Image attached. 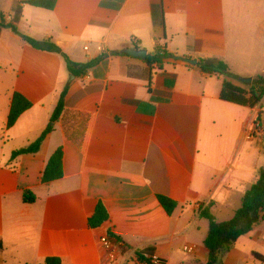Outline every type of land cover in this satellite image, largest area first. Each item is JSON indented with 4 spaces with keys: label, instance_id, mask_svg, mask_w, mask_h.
I'll list each match as a JSON object with an SVG mask.
<instances>
[{
    "label": "crops",
    "instance_id": "crops-1",
    "mask_svg": "<svg viewBox=\"0 0 264 264\" xmlns=\"http://www.w3.org/2000/svg\"><path fill=\"white\" fill-rule=\"evenodd\" d=\"M29 1L0 0V21L19 32L0 26V264H105L109 233L125 264H141L136 251L150 247L159 264H206L209 222L199 210L229 221L257 181L264 135H250L264 127V100L253 109L221 100L226 77L198 64L224 62L242 88L264 76V0H55L51 10ZM22 36L51 40L78 64L102 59L74 76L61 55ZM126 49L173 57L148 65ZM65 89L40 150L12 159L46 129ZM16 93L32 108L7 129ZM59 148L63 177L45 184ZM25 191L35 203L23 202ZM160 195L177 203L172 215ZM98 203L109 219L91 228ZM254 253L264 255V222L223 264H248Z\"/></svg>",
    "mask_w": 264,
    "mask_h": 264
},
{
    "label": "trees",
    "instance_id": "trees-1",
    "mask_svg": "<svg viewBox=\"0 0 264 264\" xmlns=\"http://www.w3.org/2000/svg\"><path fill=\"white\" fill-rule=\"evenodd\" d=\"M31 6L53 9L55 0H35L26 2ZM0 26L9 27L15 33H19L16 26L13 24H6L4 18H1ZM23 39L34 48L59 54L65 60L67 67L72 75L80 76L85 74L89 69L96 65L102 58L91 61L87 64H78L69 59V57L51 40L36 41L32 38L22 36ZM173 57L170 54L157 49L156 53L145 59L148 65L154 63L161 64L165 58ZM201 71L210 75H224L220 99L226 102L237 104L240 106L249 107L251 109L258 107L264 100V76H258L250 85H245L246 88L237 87L229 78L235 77L224 62L218 65H208L203 61L198 64ZM67 90L65 89L61 98L54 110L50 123L42 132L39 138L28 146L16 150L12 154V159H16L21 155L37 153L47 136L54 130V125L59 120L63 109L65 107V96ZM32 108V103L21 94H14L10 113L7 119L6 128L10 129L15 125L19 117ZM63 152L59 148L50 157L47 166L42 176V182L47 184L57 181L63 177ZM158 200L168 215H172L177 208V203L165 196H158ZM36 201L35 195L31 191L23 193V202L33 204ZM210 207L200 208L199 215L201 218L209 222V230L204 240V246L208 251V262L206 264H223L226 255L233 249L238 239L249 234L259 224L264 222V168L259 171L257 181L245 193L242 198L240 208L235 212L233 218L225 222H217L215 217L210 212ZM109 219V214L106 207L102 203H98L94 214L89 219V226L91 228H99ZM112 237V234H108ZM0 249L2 243L0 242ZM154 254L153 248H146L144 250L136 251L135 258L141 264H152L149 256ZM253 257L256 261L264 264V255L254 253ZM162 261V260H160ZM44 264H62L58 257H48Z\"/></svg>",
    "mask_w": 264,
    "mask_h": 264
},
{
    "label": "built area",
    "instance_id": "built-area-1",
    "mask_svg": "<svg viewBox=\"0 0 264 264\" xmlns=\"http://www.w3.org/2000/svg\"><path fill=\"white\" fill-rule=\"evenodd\" d=\"M264 135V127L261 124H256L255 129L250 135V138H254L255 136H263ZM101 245L103 246L106 252V261L105 264H125L126 261L130 258H126V253L122 251V245L113 240L110 236H103L100 239ZM184 251L187 253H194V246H186ZM149 259L152 264H159L160 260L154 255L149 256Z\"/></svg>",
    "mask_w": 264,
    "mask_h": 264
},
{
    "label": "water",
    "instance_id": "water-1",
    "mask_svg": "<svg viewBox=\"0 0 264 264\" xmlns=\"http://www.w3.org/2000/svg\"><path fill=\"white\" fill-rule=\"evenodd\" d=\"M125 54L133 57H137L140 59H146L147 58V52L145 50H133V49H126L123 51ZM185 62L196 65L197 61L191 60V59H183ZM240 81L245 83V84H250L252 83L251 78H240Z\"/></svg>",
    "mask_w": 264,
    "mask_h": 264
},
{
    "label": "rangeland",
    "instance_id": "rangeland-1",
    "mask_svg": "<svg viewBox=\"0 0 264 264\" xmlns=\"http://www.w3.org/2000/svg\"><path fill=\"white\" fill-rule=\"evenodd\" d=\"M234 79V81L236 82H238V80H237V78H233ZM239 80H240V78H239ZM248 264H261L260 262H258V261H251V262H249Z\"/></svg>",
    "mask_w": 264,
    "mask_h": 264
}]
</instances>
